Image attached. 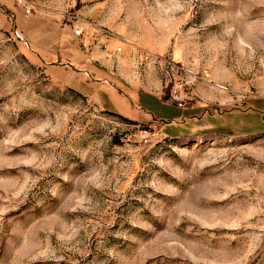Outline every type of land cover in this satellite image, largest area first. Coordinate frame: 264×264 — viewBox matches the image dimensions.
<instances>
[{
    "label": "rangeland",
    "instance_id": "obj_1",
    "mask_svg": "<svg viewBox=\"0 0 264 264\" xmlns=\"http://www.w3.org/2000/svg\"><path fill=\"white\" fill-rule=\"evenodd\" d=\"M94 47L221 135L84 82ZM0 264H264V0H0Z\"/></svg>",
    "mask_w": 264,
    "mask_h": 264
},
{
    "label": "crops",
    "instance_id": "obj_2",
    "mask_svg": "<svg viewBox=\"0 0 264 264\" xmlns=\"http://www.w3.org/2000/svg\"><path fill=\"white\" fill-rule=\"evenodd\" d=\"M18 30L23 35H27V31L24 30V27H17ZM107 50L103 52H99L97 47L92 48V53L87 52L85 55V61L83 63L82 68L77 67L76 71L79 74H82L84 82L86 83H94L96 80L98 82H102L103 85L111 86V91H115L114 88L122 87L127 91H131L136 93L137 98H140L143 95L153 96L159 101L164 102L165 104H169L170 101L163 100L162 90L163 83L160 79H158L155 75H150V77H142L140 80L136 77L132 71L133 65H137L139 63L135 60V56H132V51L129 48L122 49V53L115 55L114 47L109 48L106 47ZM43 52V51H42ZM43 60H49L48 53L44 52L40 54ZM51 56V55H50ZM56 60V58H55ZM142 64V62H141ZM64 68H67L66 65H62ZM113 67V70H112ZM70 69V68H69ZM146 64L141 67L140 70L145 71ZM160 80V81H159ZM106 81L108 84H104ZM114 87V88H113ZM97 105L99 103L91 96ZM100 106V105H99ZM169 106V105H168ZM247 109L243 110V112L247 111ZM218 111L206 110L205 106L201 105H193L191 107L185 108L183 110H174L173 111V120L176 121L177 125H184L188 128L189 132H198L203 130L212 131L213 134H218L215 132V128L211 125H207L205 121L206 114H215ZM106 112V111H105ZM116 115V113H113ZM118 116V115H117ZM157 120V119H156ZM132 121V120H131ZM158 122H162L158 120ZM165 127V122H163ZM221 135V134H218Z\"/></svg>",
    "mask_w": 264,
    "mask_h": 264
},
{
    "label": "built area",
    "instance_id": "obj_3",
    "mask_svg": "<svg viewBox=\"0 0 264 264\" xmlns=\"http://www.w3.org/2000/svg\"><path fill=\"white\" fill-rule=\"evenodd\" d=\"M28 14V12H27ZM73 35L77 38H81L84 36L83 30L79 28L73 29ZM101 35L106 39L109 40L112 38V34L108 30H103ZM15 36L18 40H22L20 35L15 32ZM120 48L115 49V53L120 52ZM151 58L152 64L157 69L158 75L162 83L166 86L173 84L171 90L169 91V101L180 110H183L185 107L184 98H182L181 92L182 88L186 86L188 83L179 84L175 81V76H179L178 74L186 73L182 68L176 66L171 61L161 58L159 56L149 55ZM148 59V58H147ZM104 84H108L106 81L103 82Z\"/></svg>",
    "mask_w": 264,
    "mask_h": 264
},
{
    "label": "trees",
    "instance_id": "obj_4",
    "mask_svg": "<svg viewBox=\"0 0 264 264\" xmlns=\"http://www.w3.org/2000/svg\"><path fill=\"white\" fill-rule=\"evenodd\" d=\"M163 100L166 101L165 98H163ZM106 113H109V112H106ZM109 114L114 115V116H116L117 118L121 119L119 116H117V115H115V114H113V113H109ZM121 120H123V121H125V122H129L128 120H125V119H121Z\"/></svg>",
    "mask_w": 264,
    "mask_h": 264
}]
</instances>
